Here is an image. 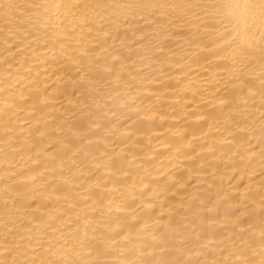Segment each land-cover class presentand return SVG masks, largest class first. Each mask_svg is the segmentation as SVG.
<instances>
[{
	"label": "bare ground",
	"instance_id": "1",
	"mask_svg": "<svg viewBox=\"0 0 264 264\" xmlns=\"http://www.w3.org/2000/svg\"><path fill=\"white\" fill-rule=\"evenodd\" d=\"M0 264H264V0H0Z\"/></svg>",
	"mask_w": 264,
	"mask_h": 264
}]
</instances>
